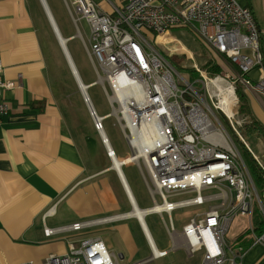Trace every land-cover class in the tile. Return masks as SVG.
Here are the masks:
<instances>
[{"label":"built area","instance_id":"obj_1","mask_svg":"<svg viewBox=\"0 0 264 264\" xmlns=\"http://www.w3.org/2000/svg\"><path fill=\"white\" fill-rule=\"evenodd\" d=\"M69 1L71 6L66 5L71 16L89 27L87 53L112 106V113L103 117L93 106L98 120H93L94 127L99 134L105 133L104 120L116 118L131 150L122 164L139 167L154 201L146 214L160 215L174 241L178 232L172 219L175 211L211 205L182 227L187 252L190 256L201 253L203 264H236L238 255L226 244L233 220L238 215L249 216L253 225L257 209L264 217L255 180L232 136L253 154L239 132L242 122L235 89L240 81L247 91L254 86L264 97L260 30L252 11L240 0H124L123 6H114L109 14L92 0ZM175 28L189 30L219 61L234 66H224L225 73L212 76L194 63L191 72L199 80L191 83L147 40L151 35L157 45L168 46L170 42L162 37ZM171 52L194 61L182 46ZM234 70L243 77L253 71L259 76L252 82L243 77L236 80ZM3 75L0 59V126L10 110L5 93L17 85L5 81ZM197 82L202 86L196 87ZM103 143L110 144L108 137ZM108 155L113 159L109 151ZM258 163L264 180V166ZM182 196L192 197L171 200ZM92 226V222L76 223L45 230V234ZM253 239L264 245V235L253 233ZM168 253L154 252L152 258L138 264ZM38 264H119V258L102 239L91 238L70 243L66 254L50 256Z\"/></svg>","mask_w":264,"mask_h":264},{"label":"crops","instance_id":"obj_2","mask_svg":"<svg viewBox=\"0 0 264 264\" xmlns=\"http://www.w3.org/2000/svg\"><path fill=\"white\" fill-rule=\"evenodd\" d=\"M92 1L100 11L109 14L114 6H123L124 2ZM45 2L60 34L69 41L76 38V34L63 35L50 8L51 1ZM240 2L252 11L264 36V0ZM49 25L42 0H0L3 78L17 84L5 93L10 110L0 126V264H38L50 256L66 254L70 243L79 244L91 238L102 239L112 252H118L119 264H138L152 258L154 252H161L146 224L149 214H145L146 228L133 216L135 205L141 210L150 208H141L137 202L125 175L129 165L122 167V174L130 192L109 156L110 163L107 160V165L92 170L90 160L97 159L90 152L102 147L101 158L104 154L107 157L108 151L94 122L92 129L86 128L79 116L78 104L88 108L78 84L67 91V79L49 66V45L54 41ZM53 33L56 35L54 30ZM258 76L253 71L250 79L256 80ZM82 82L86 86L95 84ZM91 134L96 136V143H92ZM130 220L139 224L144 238L141 246L150 252L147 257H140L138 247L128 249L129 242L137 244L130 231L125 230L123 236L122 226H116ZM63 221L67 223L62 224ZM88 222L93 226L82 231L45 234V230ZM94 229H102L103 234H109L108 239L104 240L101 233L80 238L82 232ZM181 229L174 241L169 235L168 255L147 264L164 260L165 264H194L197 255L201 256L198 264H203L201 253L190 256L187 252ZM227 247L238 255L236 264H264V245L251 237L237 238L233 248L228 244Z\"/></svg>","mask_w":264,"mask_h":264},{"label":"rangeland","instance_id":"obj_3","mask_svg":"<svg viewBox=\"0 0 264 264\" xmlns=\"http://www.w3.org/2000/svg\"><path fill=\"white\" fill-rule=\"evenodd\" d=\"M51 1L50 8L53 11V14L57 20L58 26L60 27L63 35H71L76 34V38H74L72 41H69L67 44L68 50L72 56V59L77 66V69L79 71V74L82 78V80L86 83H95L94 85L90 86L88 88V95L90 97V100L92 102V105L94 106L95 110L97 111V114L101 117L110 115L112 113V106L108 100L107 94L102 86L101 83H98V75L90 62L89 54L87 53V48L89 47L88 43V36H89V27L87 23L83 20L81 22H78L77 18L74 16H71L68 7L66 5V2L68 3V6H71V3L69 0H49ZM48 2V0H47ZM53 3V4H52ZM254 15V14H253ZM77 19V20H76ZM49 30L53 34V44L49 45V54H50V64L52 69H55L56 72H58L61 76L67 79V91L71 89H75L77 86V83L71 73V70L69 68V65L65 59V56L63 55V52L60 48V45L57 41L56 35L53 33V30L51 29V26H48ZM146 33V32H145ZM144 33V34H145ZM82 34V37L80 36ZM170 44L168 46H162L160 44L157 45L151 35H147L148 42L159 52H164L165 56L168 58V60L172 63L176 71L179 75H182L184 78L188 79L191 83L199 80L197 75L192 74V66L194 63L198 65V67L202 71H208L204 69V64L209 59V54L203 50V45L193 38L191 33L187 29H175L171 30L170 34L168 35ZM167 39V38H166ZM165 42V41H164ZM184 47L187 52L191 53L194 57L193 60L187 59L185 55L175 56L171 51L178 47ZM209 50V49H208ZM211 54V52L209 50ZM183 66L188 67L190 69L189 72L186 70L184 71ZM225 73V71L221 72L220 75ZM234 73L236 74L235 79H241L243 76L238 70H234ZM212 74V73H211ZM219 74H215L212 76H218ZM245 80L250 81V74L246 77H243ZM252 82V81H250ZM202 84L200 82L196 83V87H201ZM235 89L237 91V94L239 92V89H242L243 92H245L250 99L251 107L253 116L256 120L264 124V97L260 96L254 89V86L250 88L249 91H247L244 86L240 83V81H237L235 84ZM239 97V95H238ZM215 102L217 100H214ZM86 104V103H85ZM88 108V107H87ZM240 99H239V107H238V114H239V120L242 122V125L240 126L239 132L240 135L244 138V140L247 142L248 146L252 150L253 154L257 157H255L247 148L243 145L242 141L237 138L232 133V136L235 140V143L237 145L238 150L242 154L245 161H248V152L251 154L257 165L259 166V162L264 166V139L260 138L258 136H253L252 138H247V136L244 134L243 129L244 127L250 122V117L248 115L240 113ZM84 107V105L78 104L77 111L79 112V116L82 118L83 123L87 124V127L93 128V119L89 113V110ZM88 112V113H87ZM221 117V116H220ZM104 129L105 133L110 141L111 146L113 147L116 155L118 158L124 160L126 159L131 152L130 147L124 138V135L117 126L116 118L113 116H109L104 120ZM90 139L92 143H96V136L91 134ZM94 147H97V145H94ZM103 148H105L103 146ZM248 151V152H247ZM86 153V152H85ZM92 154V152H90ZM88 154V153H86ZM102 154V147L99 146L97 150L93 151L92 155L96 156V159L90 160L92 166V170L98 169L102 167L103 165H107L108 161L110 160ZM89 155V154H88ZM104 157V158H102ZM89 156L86 155V159H88ZM89 160V159H88ZM108 160V161H107ZM110 163V161H109ZM101 164V166H100ZM95 166V167H93ZM249 167V166H248ZM261 176L263 178V171L262 168L259 166ZM250 171V169H249ZM251 173V171H250ZM126 178L134 192V195L137 199V202L141 208H151L154 206V201L150 195L149 189L147 187V184L144 180V177L136 165H129L128 168L125 171ZM252 175V173H251ZM253 176V175H252ZM254 178V177H253ZM255 180V179H254ZM256 183V182H255ZM257 186V185H256ZM259 197L263 203L264 201V180H263V187L262 189L257 187ZM207 193H204V195ZM192 196H182L177 197L174 199H171L172 201H178L183 199H188ZM157 202L160 204L161 199L160 197H157ZM218 202L214 203L217 204ZM211 205H204L203 207H192V208H186L183 210H177L172 214V219L175 224V227L177 231H180V229L187 223L191 221V218H193L197 213L199 212H206ZM264 207V204H263ZM129 210L128 208H126ZM125 210V209H124ZM123 210V211H124ZM259 215V209H257L254 217H257ZM263 217V215H261ZM64 217V214L63 216ZM264 218V217H263ZM165 221L168 223L169 218L167 215H164ZM67 223L66 221H63L62 224ZM146 224L149 228V231L153 237L154 243L159 251H166L170 250L171 248V241L168 234V230L163 222V219L158 214H149L146 218ZM116 226L121 227V232L124 236L125 230L130 231V234L132 236V239L135 241L137 245H135L133 242H129L128 249L135 250L136 247L137 251H141L140 257L144 258L149 255V250L146 246H143L144 238L142 236L141 229L139 228V224L136 220H130L122 223L116 224ZM253 225L250 224V218L249 216H242L238 215L232 222L231 228L226 236V242L227 244L233 248L235 245V241L237 238H239L242 234H244L245 238L249 240L253 239V236H251V228ZM253 230V229H252ZM101 233L104 240H107L109 237V234H103L102 229H94L89 232H82L80 235V238H88L87 236H92L93 234ZM253 234V231H252ZM129 237L127 236L125 240L127 241ZM254 240V239H253ZM142 245V246H141ZM242 245L239 244L238 247ZM237 247V248H238ZM113 251V250H112ZM118 255V252H116ZM200 255H197L196 258L192 261L194 264H198L200 260ZM165 261V260H164ZM164 261H154L150 264H165ZM120 264H128L127 261H121ZM230 264V263H228Z\"/></svg>","mask_w":264,"mask_h":264},{"label":"trees","instance_id":"obj_4","mask_svg":"<svg viewBox=\"0 0 264 264\" xmlns=\"http://www.w3.org/2000/svg\"><path fill=\"white\" fill-rule=\"evenodd\" d=\"M175 29H183V28H175ZM175 29H172V31ZM191 35L193 36L194 39H196L203 45V50L205 51L204 54H206V52L209 54V59L203 66L204 69L208 70L209 73L220 74L225 70L224 66H234L231 63L224 64L223 62L219 61L218 58L214 54H211L208 48L194 34L191 33ZM260 49L262 53V64L264 67V36L261 33H260ZM181 69H184V71L186 70L187 72L190 71L188 67L185 68L184 66ZM238 95L240 99V109H239L240 113L248 115L250 117V122L243 129L244 134L247 136V138L258 136L264 139V124H262L261 122H259L254 118L249 96L245 92H243L242 89H239ZM246 163L249 166V169L255 179L257 187L262 189L263 178L261 176L260 168L249 152H248V161L246 160ZM252 231L257 237L264 235V218L260 214L257 217H254L253 230H251V232L248 233L252 234ZM244 234H242L239 238H242Z\"/></svg>","mask_w":264,"mask_h":264},{"label":"water","instance_id":"obj_5","mask_svg":"<svg viewBox=\"0 0 264 264\" xmlns=\"http://www.w3.org/2000/svg\"><path fill=\"white\" fill-rule=\"evenodd\" d=\"M42 2L44 3V7L46 9V12L48 14V17H49L50 21L53 24V27L55 29L54 31H56L55 33L57 34L58 42H59L60 48H61V50L63 52V55L65 56V59H66L68 65H69V68L71 70V73H72V75H73L76 83L78 84V86H79V88H80V90L82 92V95H83L84 101H85V103H86V105L88 107V110H89L90 113H92L91 115H93L95 117V112H94V109H93V105L91 104V101H90V98H89V95H88V92H87V86H85L83 84L82 79H81V76H80V74H79V72L77 70V67H76V65H75V63H74V61L72 59V56H71V54H70V52L68 50V47L66 46V42H68V40L67 39H65V40L63 39L64 42L63 43L61 42L62 35L60 34V32L58 30V27H57V25H56V23H55L52 15H51V13H50V10H49V8H48L45 0H42ZM94 117H93V120L96 121L97 120V117H95V118ZM100 136H101V138L104 141V139L106 137V133H102V134H100ZM105 141L107 143V138L105 139ZM106 149H107V151H109L111 149V146L108 147V145H107L106 146ZM112 161L114 162V158L112 159ZM122 165L123 164L121 163L120 166H122ZM113 168H114V166H113ZM119 175L121 176L122 181L124 182L126 189L128 190V192H130L129 189H128V186H127V184L125 182V179H124L123 174L121 175L119 173Z\"/></svg>","mask_w":264,"mask_h":264},{"label":"bare ground","instance_id":"obj_6","mask_svg":"<svg viewBox=\"0 0 264 264\" xmlns=\"http://www.w3.org/2000/svg\"><path fill=\"white\" fill-rule=\"evenodd\" d=\"M47 13V12H46ZM49 18V17H48ZM49 21H50V19H49ZM50 24H51V27H52V29L53 30H55L54 29V27H53V24H52V22L50 21ZM54 32H56V31H54ZM56 37H57V34H56ZM167 38V39H166ZM66 39V38H64L63 36H62V38H61V42L63 43L64 42V40ZM57 40H58V37H57ZM167 40H169V37H168V35H166V36H163L162 37V41H167ZM68 42H69V40H68ZM68 42H66V46H67V44H68ZM85 85V84H84ZM86 86V85H85ZM90 86H87V92H88V88H89ZM101 117V116H100ZM99 117V118H100ZM107 138V136L105 137V139ZM109 146H111L110 144L108 145V147ZM109 152L111 153V156H112V158H114V169L116 170V171H118L121 175H122V167H123V165L122 166H120V164L123 162V160H120V159H118L117 158V156H115V153L113 152V149L111 148L110 150H109ZM133 199V198H132ZM134 200V199H133ZM136 207H135V210H134V212H133V216L134 217H136L138 220H140L141 222H142V224H143V226L146 228V225H145V214L146 213H148L149 211H146V210H141L140 208H138L137 207V205H135ZM159 206H157V208H158ZM148 235H149V233H148Z\"/></svg>","mask_w":264,"mask_h":264}]
</instances>
